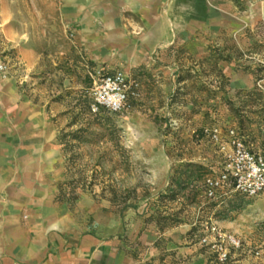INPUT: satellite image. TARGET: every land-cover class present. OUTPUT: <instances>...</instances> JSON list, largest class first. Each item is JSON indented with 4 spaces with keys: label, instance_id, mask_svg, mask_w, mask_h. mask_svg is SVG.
<instances>
[{
    "label": "rangeland",
    "instance_id": "374dc122",
    "mask_svg": "<svg viewBox=\"0 0 264 264\" xmlns=\"http://www.w3.org/2000/svg\"><path fill=\"white\" fill-rule=\"evenodd\" d=\"M222 1L183 0V11L195 9L207 24L179 31L172 26L171 40L144 49L111 41L97 47L64 0H2L7 59L24 61L17 86L24 97L48 105L58 130L56 203L88 227L90 205L113 211L119 223L103 234L140 264H264V193L250 197L226 189L209 198L203 181L195 180L189 188L175 186V199L160 198L186 162L217 165L219 172L213 126H235L248 141L264 143V15L254 14L251 0H230L244 26L214 30L210 8L219 9ZM167 20L175 24L173 14ZM130 27L128 35L139 40L144 29ZM25 49L36 62L20 53ZM135 52L139 60L127 62ZM115 69L136 79L139 96L118 113L93 110L91 88ZM80 127L90 130L62 137ZM212 226L241 240L226 263L200 243Z\"/></svg>",
    "mask_w": 264,
    "mask_h": 264
},
{
    "label": "crops",
    "instance_id": "0c3cea01",
    "mask_svg": "<svg viewBox=\"0 0 264 264\" xmlns=\"http://www.w3.org/2000/svg\"><path fill=\"white\" fill-rule=\"evenodd\" d=\"M251 1L254 14L263 16L264 0ZM64 2L76 11L72 18L76 16L86 39L102 48L108 46L106 41L144 49L161 46L171 40L172 26L177 31L196 30L204 21L193 8L184 12L183 0ZM220 8H210V28L239 30L244 26L240 15L232 12L234 4L230 0H223ZM170 14L175 17L174 25L168 24ZM131 16L139 20L129 19ZM130 26L136 31L144 29L139 40L128 35ZM2 38L0 58H7L8 43L3 33ZM128 41L135 45L127 44ZM20 53L34 55L32 61L36 62L34 52L25 49ZM140 57L135 52L126 61L136 63ZM17 58L13 76L0 92V264H140L103 234V230H111L119 223L113 211L92 209L90 205V228L63 204L56 203L61 162L56 145L58 130L48 105L24 97L17 86L22 80L19 71L24 62L21 56Z\"/></svg>",
    "mask_w": 264,
    "mask_h": 264
},
{
    "label": "built area",
    "instance_id": "2783aa9c",
    "mask_svg": "<svg viewBox=\"0 0 264 264\" xmlns=\"http://www.w3.org/2000/svg\"><path fill=\"white\" fill-rule=\"evenodd\" d=\"M0 0V18H1ZM4 46L2 24L0 21V47ZM5 54V53H3ZM15 67L7 58H0V84L7 81ZM138 82L123 70L117 69L102 73L91 88L94 99L92 109L100 106L110 112L118 113L130 106L131 100L139 96ZM210 139L217 146L222 157L217 174L205 178V194L215 198L226 189H232L244 195L254 197L264 193V143L258 145L248 141L235 126L225 130L220 126L210 128ZM220 263L230 258L231 249L241 247V240L234 234L223 232L216 226L207 228L200 239Z\"/></svg>",
    "mask_w": 264,
    "mask_h": 264
},
{
    "label": "trees",
    "instance_id": "16d2710c",
    "mask_svg": "<svg viewBox=\"0 0 264 264\" xmlns=\"http://www.w3.org/2000/svg\"><path fill=\"white\" fill-rule=\"evenodd\" d=\"M111 72V71H108ZM102 108L106 109L105 107L101 106ZM86 110L90 111V105H88L86 103L85 106ZM108 110V109H106ZM109 111V110H108ZM101 126V125H100ZM101 128H105L103 125L101 126ZM89 128H83L80 127L78 130L73 131L71 133H64L62 135V137H67L72 135L74 138H79V137H83L84 132H89ZM61 137V139H62ZM216 168H218V166L216 165ZM216 168L213 167H207L203 164H198V163H193V162H186L182 165H180L179 167L176 168V173L174 174V176L172 177V183L169 187V191H165L163 193L160 194V198L161 197H165V196H169L170 199H175L176 195L178 193V190L176 189L175 186H179L180 188H189L190 185L193 183V181H199L202 180V187L203 189H205V178L210 175V174H217V170ZM196 194V193H195ZM128 204H125L124 206H127ZM158 214V213H156ZM158 217H160V215H158ZM172 220H174L172 217L170 218Z\"/></svg>",
    "mask_w": 264,
    "mask_h": 264
}]
</instances>
